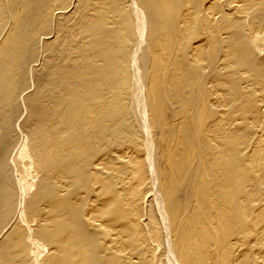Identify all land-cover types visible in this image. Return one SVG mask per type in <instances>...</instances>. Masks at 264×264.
Instances as JSON below:
<instances>
[{
  "label": "bare ground",
  "instance_id": "1",
  "mask_svg": "<svg viewBox=\"0 0 264 264\" xmlns=\"http://www.w3.org/2000/svg\"><path fill=\"white\" fill-rule=\"evenodd\" d=\"M0 264H264V0H0Z\"/></svg>",
  "mask_w": 264,
  "mask_h": 264
}]
</instances>
